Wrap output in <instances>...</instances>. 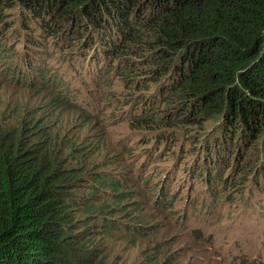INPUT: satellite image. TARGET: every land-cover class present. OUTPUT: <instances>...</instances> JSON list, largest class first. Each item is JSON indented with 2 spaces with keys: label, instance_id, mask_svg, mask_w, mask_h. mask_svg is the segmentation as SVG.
<instances>
[{
  "label": "trees",
  "instance_id": "trees-1",
  "mask_svg": "<svg viewBox=\"0 0 264 264\" xmlns=\"http://www.w3.org/2000/svg\"><path fill=\"white\" fill-rule=\"evenodd\" d=\"M13 17L26 32L29 49L15 56L29 67L20 77L26 86L42 82L30 53L40 47V38L82 44L79 60L102 76L117 70L107 64L112 56L150 64L164 77L162 97L153 105L166 104V119L176 112V125L216 123L203 161L191 172H209L215 166L221 174L229 166L225 157L232 153L235 139L248 147L264 141V0H0V31L7 28L1 42L15 33L10 30ZM4 49L5 45L0 52ZM122 63L127 74L131 63ZM157 115L145 109L131 125L153 130ZM52 118L34 109L0 114V264H107L95 248L93 223L103 219L112 231L127 226L107 217L111 208L104 196H113V204L124 203V194L130 193L124 192L126 183L132 180L125 177L124 182L106 171L92 174L85 163L74 167L80 155L73 154L70 163L65 154L78 141L75 136L63 140L61 125ZM81 155L86 159V152ZM90 175L94 176L87 178ZM226 178L227 174L220 181L224 188L240 183ZM200 179L218 197L210 178ZM164 189L161 186L158 202L169 205ZM80 190L85 191L82 198L77 197ZM257 190L260 194L251 201L264 210V185ZM84 210L88 230L81 224ZM134 230L141 235L139 228Z\"/></svg>",
  "mask_w": 264,
  "mask_h": 264
},
{
  "label": "rangeland",
  "instance_id": "rangeland-1",
  "mask_svg": "<svg viewBox=\"0 0 264 264\" xmlns=\"http://www.w3.org/2000/svg\"><path fill=\"white\" fill-rule=\"evenodd\" d=\"M14 19L10 30L15 33L9 32L5 35L8 38L0 41V48L5 45L0 52V114L34 109L53 115L52 120L61 125V138L73 140L75 136L78 141L65 154L70 163L76 158L74 167L85 163L91 165L92 174L106 171L124 182L125 177L132 180L126 183L124 192L130 193L124 194V203L113 204V196H104L111 208L107 217L126 228L112 231L103 219L93 223L95 248L102 251L107 264H264V210L251 201L264 185L262 138L251 147L235 139L232 153L225 157L229 166L221 174L215 166L209 172H191L203 161L202 152L213 138L209 133L216 123L176 125V110L166 119L162 113L168 108L166 104L153 105L162 97L164 77L156 75L150 64L134 63V58L114 60L112 56L107 64L117 70L102 76L97 74L99 69L92 70L86 61L79 60L82 44L40 38V47L30 53L41 70L34 73L41 76L44 85L26 86L20 77L27 75L29 67L15 56L24 55L29 48L21 21ZM14 35L21 36V41L10 40ZM121 60L131 63L127 74ZM145 109L159 112L153 118V130H137L131 125ZM163 138L167 139L165 144L160 143ZM74 146L79 149L72 150ZM84 152L86 159L81 155ZM75 153L80 157L73 156ZM226 174L240 183L234 186L228 181L224 188L220 181ZM201 177L210 178L218 197ZM161 186L171 198L169 205L158 202ZM78 192L77 197L82 198L85 191ZM82 212L81 224L88 230L87 213ZM141 223H146L143 228ZM137 228L141 235L136 234Z\"/></svg>",
  "mask_w": 264,
  "mask_h": 264
}]
</instances>
